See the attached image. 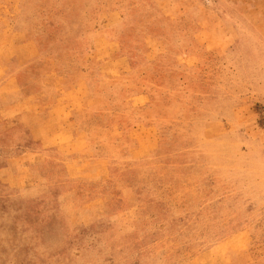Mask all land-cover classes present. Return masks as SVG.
Instances as JSON below:
<instances>
[{"label":"rangeland","instance_id":"obj_1","mask_svg":"<svg viewBox=\"0 0 264 264\" xmlns=\"http://www.w3.org/2000/svg\"><path fill=\"white\" fill-rule=\"evenodd\" d=\"M114 1L0 0V50H21L7 101L79 131L68 154L25 155L26 183L55 177L81 217L20 262V240L0 231V264H264V0H121L132 71L120 81L38 67L47 52L88 50ZM0 153L24 150L0 135ZM9 219L0 211V228Z\"/></svg>","mask_w":264,"mask_h":264},{"label":"crops","instance_id":"obj_2","mask_svg":"<svg viewBox=\"0 0 264 264\" xmlns=\"http://www.w3.org/2000/svg\"><path fill=\"white\" fill-rule=\"evenodd\" d=\"M80 1L83 8H88L95 2ZM120 1L115 0L104 9L102 18L87 39L88 50L81 47L67 53L47 52L46 56L38 60V67L44 71L59 72L61 75H74L76 78L80 76L84 86L93 87L102 83L105 87H110L120 81L125 73L132 71L127 50L120 46L123 39L121 22L124 10L128 13L130 8L120 6ZM166 1L169 2L167 9L172 10L176 0ZM101 30L102 34L99 33ZM20 51V46L14 40L10 46L0 50V135L2 141L17 144L24 150V154L10 157L0 153V201L3 200L6 205L0 211L10 215L9 222L0 231L11 233L12 239L20 240L18 244L21 249L15 254L16 258H11L16 262L25 260L30 251L44 245V242L50 247L55 238L69 235L81 220L79 210L69 208L57 193L55 187L58 181L54 176L42 183H26L24 168L32 163L27 162L25 155H31L29 161L38 164L40 160L36 159L37 155L56 157L68 154L79 145V131L76 125L64 121L66 116L61 117L63 121L60 118L54 122L55 116L52 112L30 114L26 106L10 104L7 101L6 87L9 77L6 69L19 62ZM134 157V152L125 155L127 160ZM49 159H44L46 165L51 164L52 160ZM45 199L47 206L54 204L52 210L55 214L53 219L47 221L40 211Z\"/></svg>","mask_w":264,"mask_h":264}]
</instances>
